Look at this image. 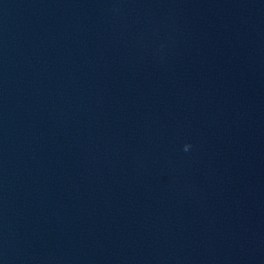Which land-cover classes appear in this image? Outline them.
<instances>
[{"label": "water", "instance_id": "water-1", "mask_svg": "<svg viewBox=\"0 0 264 264\" xmlns=\"http://www.w3.org/2000/svg\"><path fill=\"white\" fill-rule=\"evenodd\" d=\"M0 264H264V0H0Z\"/></svg>", "mask_w": 264, "mask_h": 264}, {"label": "clouds", "instance_id": "clouds-1", "mask_svg": "<svg viewBox=\"0 0 264 264\" xmlns=\"http://www.w3.org/2000/svg\"><path fill=\"white\" fill-rule=\"evenodd\" d=\"M188 147H189V145H187V144H186V145H185V150H187V149H188Z\"/></svg>", "mask_w": 264, "mask_h": 264}]
</instances>
